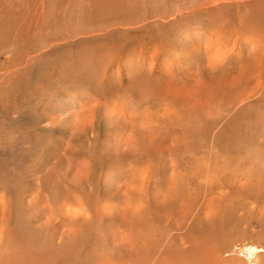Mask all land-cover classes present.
Listing matches in <instances>:
<instances>
[{
  "label": "rangeland",
  "instance_id": "374dc122",
  "mask_svg": "<svg viewBox=\"0 0 264 264\" xmlns=\"http://www.w3.org/2000/svg\"><path fill=\"white\" fill-rule=\"evenodd\" d=\"M225 1H219L223 6L221 7L220 4L214 6L212 0H41V2L40 0H0V36L2 35L0 37V177L2 176L0 178V248L6 242L2 234L5 224L15 222L19 208H25L24 210L30 208L33 213L35 210L41 212V217L39 216V219L35 221L36 216H33L31 224L35 228L46 226L45 235L56 231V238L53 240L55 244L72 248L82 243L79 258H70L71 250L66 249L55 256L38 255L39 264H81L80 258L83 259V264H86L87 260L83 253L88 258L87 264H233V262L254 264L246 258L251 253L259 256L260 264H264V223L261 221L264 208L262 205L254 206L255 203L252 204L250 200H247V207L236 213L238 216L246 211L245 220L234 230V232L239 230V233H228L227 239L231 240L228 248L226 250L221 248L222 251L217 254L212 248L199 252L197 256H192L186 251L188 245L182 237L192 227L191 217L181 227L172 226L171 220L157 222L159 201L157 191H164L169 185L168 181L171 182L176 178L172 170L171 156L163 155L160 150L175 146L177 143L183 145L194 142L195 139L198 140L191 137L193 135H185L183 126L188 121V116L174 114L176 108L172 106V103L175 100L184 102V110L190 107L189 103L195 102L194 96L199 93L197 87L200 88L202 85L200 72L211 66L208 58L215 57L214 60L220 61L226 53L231 55L239 49L240 43L236 44L238 37L236 34L228 35L226 32L216 30L215 26L207 28L208 19L204 18L205 16H199L205 13L204 15L215 19L217 12L212 9L223 12L238 10L240 1ZM227 3H231L232 6ZM206 7H209L208 10ZM33 8L34 10L38 8L44 14L32 16ZM197 18L199 19L196 20ZM58 31L61 32L58 33ZM241 35L245 50L247 48L246 52H252L250 47L254 40L252 34ZM95 38H99L105 44L104 54H106L102 58L104 63L97 60L99 57L97 53L92 52L98 57L91 56V59L86 52L87 48L89 49L88 46H92L90 40L95 42ZM46 40L56 43V47L51 49L46 46L49 43ZM63 43L65 46L62 45ZM67 43H70L72 47H68ZM83 47L86 49L84 50ZM62 48H68L70 53L76 48L80 51L76 49L73 53L75 51L76 53L84 51L80 53L81 55L86 53L84 57H87L83 58L85 60L89 58L90 61H88L92 65L91 63L86 65L83 58L78 62L73 58L72 62L77 65L75 63L73 65L71 61L66 63L67 67L70 66L69 71H72L73 67L74 71L87 69L91 73H89L90 76L92 75L91 84L87 82L86 85L83 83L81 85L82 80L78 79L82 76L79 74L66 76L62 73L61 75L60 69L65 67V63L61 61L57 64L55 60L60 56ZM29 50L32 51L30 54L32 56L37 54L42 56L38 58V61L47 57L50 59L44 61V66H41L45 69L43 73L39 71L37 63H33L28 71H24L25 65L20 62L30 56L27 55ZM190 54L193 56L188 58L186 55L190 56ZM80 62L84 65L83 68ZM99 62H102V65H99ZM107 67L110 68L108 73L102 72ZM28 72L32 74L28 75ZM34 73L38 81H35ZM43 74L49 75L48 77L44 75L48 81L42 76ZM53 76L56 79H53ZM72 76L74 78H71ZM17 77H19L18 80ZM5 79L6 82H4ZM56 80L58 86H56ZM98 80H101L104 86H111L110 90L109 88L94 89L93 85ZM37 82L44 83V86H41L42 83L38 86ZM47 82H50L49 85ZM133 83L139 85L142 83L143 87H146L145 83H148L149 86L152 85L151 89L157 86V90L154 94L147 95L144 103L140 104L136 101H139L140 93L142 95L144 92H138L132 88L130 84ZM59 85H63V88ZM68 85L73 87L70 89ZM128 85L131 87L130 90L133 89L132 91L128 90ZM42 90L44 92H41ZM20 91L22 92L19 93ZM155 94L161 102H158L157 106H152ZM164 95L170 101L164 98ZM198 100L200 104L204 102L203 99ZM86 105L95 110V116L89 115V111L84 110ZM145 106L148 107L147 110ZM215 114H219L221 122L208 135L209 145L213 144L214 135L219 133L222 125L229 118V114L224 115L222 110H218ZM147 115L156 122H152ZM162 116L164 117L161 118ZM90 118L94 119L89 120ZM85 126H87L86 132L81 131ZM72 133L74 140L71 139ZM40 135L43 138H40ZM34 136L35 139H33ZM37 137L38 140H36ZM12 139L16 141L12 142ZM138 146L140 157L131 155L132 151L138 152ZM115 157L117 160L119 158V161L122 157L124 160L119 163ZM142 157H144L143 163L137 162ZM114 159L117 162H114ZM199 162L204 165L203 160ZM206 162H209L208 158ZM161 176L163 180H160ZM16 177L19 178L15 190V195L18 190V196L16 195L17 198L14 196L15 202H13L7 181L14 180ZM4 179H7L6 183ZM43 179L47 181L51 191L44 185V181H41ZM241 181L240 185L243 183ZM62 189H74V191L71 190L73 200L58 197L56 201L54 196L57 193L60 195ZM49 197L52 201H48ZM19 199L23 200L18 207L15 204ZM88 228L91 235L89 244H84L83 242L86 241L82 239L73 238L76 233L86 232ZM137 228H142V231ZM146 234L147 237H145ZM212 236L215 241H219L225 237V234L220 231ZM174 238L179 241L175 242ZM227 239L223 238V240ZM172 242L174 245H171ZM151 243L157 245L156 249L151 251L152 254L143 247L150 246ZM173 247L175 248L172 251L169 250Z\"/></svg>",
  "mask_w": 264,
  "mask_h": 264
},
{
  "label": "bare ground",
  "instance_id": "6f19581e",
  "mask_svg": "<svg viewBox=\"0 0 264 264\" xmlns=\"http://www.w3.org/2000/svg\"><path fill=\"white\" fill-rule=\"evenodd\" d=\"M219 1L220 0H212L214 6L220 4L221 7H223L221 2H219ZM238 1H240V2H238L239 5H238V10L236 12H234V11L223 12V11H217L215 9H212V11L217 12V16L215 17V19H213L209 15H207V16L204 15L205 13L203 15H199V16H205L204 18L208 19L207 24H206L208 26L207 28H209L210 26H215L216 30L221 31L223 33L226 32L228 35L234 34V36H235V34H236L238 36L236 38V44L240 43L239 49L237 48L238 50L236 52L233 51L234 53H232L231 55H227V53H226L225 56L223 57V59L220 61H216L217 59L214 60L215 57L214 58H212V57L208 58L211 66L206 67L204 70H202L200 72L202 74V77H201L202 78V81H201L202 85L200 88L197 87L199 89V91H198L199 93H197V95L194 96L195 102L189 103L190 107L188 106V108H186L184 110V107H185L184 102L178 101L179 102L178 103L175 100V102L172 103V106H174L176 108L174 111L175 112L174 114L180 113V114H186L188 116V121L183 126L184 130H185L184 131L185 135H188V134L193 135L191 137L198 138V140L195 139L194 142L191 141L190 143H186L183 145H180L179 143H177V144H175V146H170V147L166 144L168 147L160 150V153H163V155L168 154L169 156H171V160L173 161L172 170L175 172L176 178L172 179V181L170 178L171 182L168 181L169 185H167L168 187L167 186L165 187L164 191H157V196H159L158 197L159 201L157 204L158 205L157 206V222L158 221L162 222L165 220H171L172 226L176 225L177 227H181V225L188 222L189 218L191 217L192 220H191L190 224L192 227L189 230V232H186L184 234L182 239L188 245V248L186 247L187 248L186 251H188L189 254H191L192 256H197L199 254V252H203L205 249L212 248L213 251L216 252V254H217V253L222 251V250H220L221 248H223V250H226L228 248V245L231 242V240L227 239V237L229 236L228 233H230V234L239 233V230L235 231V232H234V230L238 227L239 224H242L243 220H245L244 214L246 213V211L244 214H238V216H236V213H238L240 209L247 207V204H248L247 200H250V202L252 204L255 203L254 206L262 205L264 208V0H238ZM40 2H41V0H40ZM223 3H226V1ZM232 3H235V2H232ZM227 4L230 5L231 3H227ZM207 5L209 6V4H207ZM231 6H232V4H231ZM234 7L236 8V6H234ZM206 8L208 10L209 7H206ZM242 9H243V12H241ZM33 10H34V8L32 9V11ZM43 14L44 13L37 8L32 13V16H38V15H43ZM28 17H29V15H28ZM199 18H197L196 20H198ZM29 19H31V17H29ZM222 19H225V21H221ZM2 22L4 24V21H2ZM55 23H56V21L54 22V25H55ZM67 28H68V26H67ZM44 29H46V28H44ZM211 29H213V28L211 27ZM48 30H50V29H48ZM213 31H214V29H213ZM239 31H240V33H239ZM59 32H61V31H58V33ZM63 32H64V34L66 33L65 31H63ZM215 33H217V32H215ZM223 33H222V35H223ZM241 34H244V35L245 34H247V35L252 34L251 36H253V39H254L252 41V45H250V47H252V49H251L252 52H250V53H248V51L246 52L247 48L245 50V46L242 43L243 40H242ZM49 35L50 34H48V36ZM106 35H108V34L106 33ZM217 35H219V34H217ZM54 36H56V35H54ZM0 37H2V35ZM49 37H51V35ZM72 37H74V36H72ZM226 37H227V35H226ZM100 38H101V36H100ZM210 38H212V37H210ZM113 40H116V39H113ZM46 41H48V40H46ZM72 41L73 40H71V42ZM90 41H91V44L86 40V42H88V44H90L92 46H88L89 49L86 47L88 44H86V46H85L88 50V51H86L89 54L88 57L91 58V56L92 57L95 56L96 54L94 55L92 53V52H95L99 56L98 57L96 55L98 57L97 60L99 59L100 61H103L104 60V59L102 60L103 55L106 54V53L104 54V52H105L104 42L101 41L99 38H95V42L93 40H90ZM212 41H213V39H212ZM48 42L49 43L46 46H49L51 49H54L56 47V43H53L52 41L50 42V40ZM102 42H103V44H101ZM216 43H217V41H216ZM69 44H68V47H72V45H69ZM62 45L65 46L64 43ZM79 45H80V43H79ZM79 45H77V46H79ZM83 45H85V43ZM57 46H59V45H57ZM73 47H75V46H73ZM217 47H219V46H217ZM86 48H84V50ZM130 48H132V47H130ZM76 49H74V50H76ZM80 49L79 50L77 49V50L80 51ZM219 49H220V47H219ZM74 50H71L72 53H70L68 48H62V50L59 53L60 56L55 60V62L57 61V64L61 61H63L65 63V67H63V68L61 67L62 70L60 69L61 75H63L62 73H65L66 76H67V74L68 75H71V74L74 75L75 74V76L77 74H79V76H82L80 79H78V80H82V81H80L81 85H82V83L86 85L87 82L91 81V76H92V75L90 76L91 73L87 69L79 70L77 68L78 70L74 71L75 69L73 67V70L69 71L70 66L67 67L68 64L66 62H69V61L72 62L73 58H74V61H75V59H77V62H78V60L79 59L81 60V58H83L84 55L86 54L85 53L84 55H81L84 52L83 49H82L83 52L82 53L80 52L81 54L78 52L76 53V51H75V53H73ZM225 50H227V49H225ZM220 51H221V49H220ZM30 54H32L31 50H29V53H27V55H30ZM57 54H58V52H57ZM187 54H189V52ZM15 55L16 54H14V56ZM23 55H24V53H23ZM54 55H55V53H54ZM80 55H81V57H80ZM113 56H114V54H113ZM186 56H188V58H191V56H193V55L190 54V56L189 55H186ZM41 57L42 56H39L37 54L34 56L30 55L26 59L23 58L24 60L20 63H24V65H25L24 71H28V69L30 68L29 66L33 65V63L39 64V68H40L39 71L42 72L43 70H45L41 66H44V63H45L44 61L50 60V59H48V57H47V58H43L41 60L39 59V61H38V58H41ZM86 57H84V58H86ZM84 58L82 60H84V62L87 63L86 65L91 63V62H89L90 61L89 58L86 59L87 61ZM19 59H18V61H19ZM20 60H22V59H20ZM51 60H53V59H51ZM97 60H96V63L98 62ZM91 61L93 62L94 60H91ZM84 62L82 61V64H84ZM74 63H73V65H74ZM99 63H100L99 65H102L101 64L102 62H99ZM103 63H104V61H103ZM71 64H69V65H71ZM80 64H81V62H80ZM48 65L50 66L49 63H48ZM75 65H77V64L75 63ZM84 65H82L81 68H83ZM91 65H92V63H91ZM60 66H62V65H60ZM32 67H34V66H32ZM86 67H88V66H86ZM55 68H57V67H55ZM55 68H53V69H55ZM66 68H67V70H66ZM35 69H36V67H35ZM108 70H110V68L107 67L102 72L108 73ZM31 71L33 72V70H31ZM93 71H95V70H93ZM32 72H30V73L32 74ZM30 73L28 72V75ZM50 73H52V72H50ZM24 74H25V72H24ZM34 74H33V76H34ZM39 74H40V72H39ZM39 74H38V76H40ZM80 74H82V75H80ZM44 75H47V74H43L42 76L48 81V79ZM42 76H41V78H42ZM48 76L49 75H47V77ZM58 77H60V75ZM18 78L19 77H17V80H18ZM23 78H24V76H23ZM54 78L55 77L53 76V79ZM61 78H64V76L63 77L61 76ZM68 78H67V80H68ZM71 78H74V77L72 76ZM33 79H34V77H33ZM37 79H36V74H35V81ZM86 79L87 80L89 79V80L85 81ZM2 80H3V78H2ZM61 80L63 81V79H61ZM71 80H73V79H71ZM35 81H33V83ZM62 81H60V82L62 83ZM100 81L99 80L95 81L96 84L93 85L94 89L101 90L103 88L104 89L109 88L108 90H110L111 86L110 87H108V85L104 86ZM146 81H148V80H146ZM4 82H6V79L4 80ZM43 82H45V81H43ZM75 82H76V78H75ZM37 83L39 86L40 83H42V82H37ZM49 83H48V85H49ZM64 83H65V81H64ZM152 83H154V81H152ZM31 84H30V86H31ZM43 84L44 83H42L41 86H44ZM90 84H91V82H90ZM145 84H146V87H143V85L140 86L138 83L130 84L131 87L135 88L138 92H142V93L144 92V94H142V95L140 93V95L138 97L139 101H136V102H139L140 104L144 103L147 95H151V93L154 94V91L157 90V86L154 85L156 88L153 87L154 89H151L152 85L149 86L150 84L149 85H148V83H145ZM63 85H66V84H63ZM130 85H128V90H130V88H131ZM53 86H55V85H53ZM56 86H58L57 80H56ZM59 86H61V85H59ZM68 86L70 87V85H68ZM68 86H66V87L69 88ZM147 86L149 87V89ZM45 87L47 88L46 85H45ZM51 87H49V88H51ZM71 87H73V86H71ZM71 87H70V89H71ZM49 88H48V90H49ZM87 89H89V87ZM45 90H47V89H45ZM132 90H130V91H132ZM136 90H135V92H136ZM14 91H15V89H14ZM35 91L36 90H34V92ZM39 91H40V88H39ZM47 91H45V93ZM21 92L22 91H20L19 93H21ZM41 92H44V90H42ZM58 92L60 93V89ZM35 93H37V92H35ZM35 93H32V94L35 95ZM45 93H42V94H45ZM30 94H31V92H30ZM93 95H94V92H93ZM97 95H99V94L97 93ZM155 95L156 96L152 102V106L153 105L157 106V103L161 102V99L157 97V94H155ZM165 96L166 95H164V98L167 97V96L166 97ZM47 97H45V98H47ZM53 97H55V96H53ZM94 98H95V96H94ZM166 99L169 100V98H166ZM198 99H203L204 102H202V104H200V102H199L200 100H198ZM105 103L107 104V101H105ZM101 104L103 105V103H101ZM145 107L147 110L148 107L147 106H145ZM234 108H236V109H234ZM9 110H11V109H9ZM84 110L89 111V113H90L89 115L95 116V110L93 108L91 109L90 106L86 105V109H84ZM218 110H222V113L224 115L229 114L228 115L229 118H227V120L224 122V125H222L223 127L220 128L219 133L217 135L216 134L214 135L213 144L209 145L208 144L209 139L207 138L208 135L210 134L211 131H213L215 128H217L219 123L221 122V118L219 117V114H215ZM147 114H150V113H147ZM162 114H164V116H166L165 113L162 112ZM147 116L150 118L152 116V114H151V116H149V115H147ZM154 116H155V113H154ZM164 116H162L161 118H163ZM143 117H145V115ZM35 119L37 120V118H35ZM93 119L90 118L89 120H93ZM39 121H40V119H39ZM153 121L156 122L155 119L152 120V122ZM35 125L36 124H34V126ZM180 125H181V123H180ZM86 129H87V126H85L83 129H81V131L86 132L85 131ZM79 130H77V131H79ZM65 135H67L66 132H65ZM72 135H73V133H72ZM108 136H109V134H108ZM108 136H106V137H108ZM40 138H43V137H41V135H40ZM15 139H12V142ZM33 139H35V136ZM71 139L74 140V135ZM36 140H38V137L36 138ZM92 145L94 147L93 143H92ZM72 150H73V148H72ZM139 150H140V147L138 146V152H136V151L135 152L134 151H132V152L128 151V152H130L131 155H135L137 157H140ZM128 155H130V154H128ZM128 155H126V156H128ZM185 156H187V157H185ZM123 157H125V156H123ZM123 157L121 158L122 160H124ZM184 158H187V159H184ZM207 158H208V161L210 163L209 162L205 163ZM115 159H116V157H115ZM126 159H127V157H126ZM116 160L114 162L118 161L120 163L122 161V160L119 161V158L117 161ZM134 160H136V159H134ZM143 160H144V157L137 160V162L143 163ZM201 160H203L204 165L200 164L199 161H201ZM118 165H120V164H118ZM118 168H119V166H118ZM137 168H138V166H137ZM164 168H162V169H164ZM2 169H4V168H2ZM162 173H163V170H162ZM166 175L167 174L165 173V176ZM172 177H173V175H172ZM20 178H23V177H20ZM162 178H163V176H161L160 180H163ZM4 180L6 183L7 179H4ZM44 180L45 179H43L41 181H44ZM168 180H169V178H168ZM241 180H243V181H241ZM240 181L243 182L242 185L239 184ZM7 182H9V186H10L9 192L13 198V202H15L14 196H16V195L18 196V193H17L18 190L16 191V195H15V190H16L17 184L19 183V178L16 177L14 180L9 179ZM159 183L161 184V181ZM20 185H22V183ZM44 185L48 187L47 181H44ZM6 186H8V185H6ZM94 187H96V186H94ZM163 187H164V185H163ZM48 189H49V191H51L50 187H48ZM71 190L74 191V189H68V190L62 189V191H64V192H62L60 190L61 196L57 193V194H55L54 199L56 200V198L62 197L63 199L65 198L66 200H67V198H69V200L70 199L73 200V198H74L72 195L73 191H71ZM78 190H80V189H78ZM17 196H16V198H17ZM130 198H132V197H130ZM22 200L23 199H19L17 204H15V205H17L19 207V205H21ZM49 200L52 201V199L50 197L48 198V201ZM59 200H60V198H59ZM56 201H58V200H56ZM60 202H62V201H60ZM60 202L58 204H60ZM13 205H14V203H13ZM155 207H156V205L153 206L152 209L155 210ZM148 208L150 210V207H148ZM24 209L19 208L17 210L18 218L15 219V222L12 224L6 223L2 229L3 233L1 231V233L4 234L6 242L4 243L3 247L0 248V252H2V253H0V264H39L40 261L37 258L38 255H50V256L54 255L55 256V255H59V252L65 251L66 249L71 250L70 258H79V251H81V244L82 243H80V244H78L72 248H66V246L62 245V244H60V245L55 244L53 242V240L56 238L55 237L56 231H53L54 233H52V231H51V233H48L45 235L44 228H46V226H43L41 228H35L31 224L32 220H33V216H36V218L34 219V221H35V220L39 219V216L41 217V212L35 210L36 212L34 211V213H33L30 208H29V210L28 209L24 210ZM30 212H32V213H30ZM37 212L40 214H38ZM35 213H37V214H35ZM14 215L17 216L16 214H14ZM234 217H236V219H234ZM6 218H8V217H6ZM125 218H126V216H125ZM128 218H130V217H128ZM252 219H253V217H252ZM261 221L264 223V209H262ZM85 225H88V224H85ZM147 225H149V223ZM227 228H228V231H227ZM246 228H247V226H246ZM232 229H233V231H230ZM138 230L142 231V228L138 229ZM220 231L224 232L225 237H223V238L227 239V240H223V238H222L221 240H219L220 242L222 241V243H218L219 241H215V239L212 236L213 234L219 233ZM132 234H130L131 238L133 237ZM148 234H149V232H148ZM90 236H91L90 235V228H88V230L86 232L76 233L75 236H73V238L74 239H82V240L86 241V242H83L84 244H89L88 241L90 242ZM147 236L148 235L146 234L145 237H147ZM181 236H182V233H181ZM261 238H262V236H261ZM176 240H177V238H174L175 242L179 241V239L177 241ZM4 241H2V242H4ZM157 241H160V239H157ZM149 245L150 246H143V247L145 248L144 250H147L148 252L151 253V251H154L156 249L157 245L155 243H151ZM171 245H174V242H172ZM174 248L175 247H173L172 249H169V250L172 251ZM255 249H256V247L254 248V250ZM176 250H178V249H176ZM251 252H253V251H251ZM162 253H159V254L162 255ZM183 253H181V254H183ZM83 255L85 256V258L88 262V258L86 257V255L84 253H83ZM256 256L257 255L255 253H251V255H247L246 258H248L249 261H252L254 264H260V257L259 256L256 257ZM225 260L227 261V259H225ZM80 262H81V264H83V262H84L83 259L80 258ZM87 262H86V264H87ZM234 263L237 264L236 262H233V264Z\"/></svg>",
  "mask_w": 264,
  "mask_h": 264
}]
</instances>
